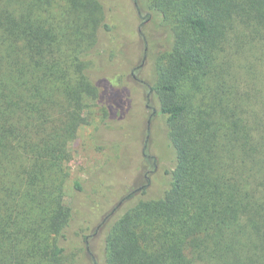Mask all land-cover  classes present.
Here are the masks:
<instances>
[{
  "label": "trees",
  "instance_id": "1",
  "mask_svg": "<svg viewBox=\"0 0 264 264\" xmlns=\"http://www.w3.org/2000/svg\"><path fill=\"white\" fill-rule=\"evenodd\" d=\"M123 1L0 0V264H80L75 239L101 264L100 233L104 264H264V0H128L140 46L148 20L168 33L154 83L118 43ZM136 84L146 123L166 117L171 166L147 125L139 183L102 193L83 228L65 199L70 143L92 107L101 126L124 122Z\"/></svg>",
  "mask_w": 264,
  "mask_h": 264
},
{
  "label": "rangeland",
  "instance_id": "2",
  "mask_svg": "<svg viewBox=\"0 0 264 264\" xmlns=\"http://www.w3.org/2000/svg\"><path fill=\"white\" fill-rule=\"evenodd\" d=\"M118 1L121 2V0ZM140 1V4L149 3V0ZM53 2V12L61 13L62 8L67 6L68 0H53ZM109 10L110 19L113 22L117 40L125 58L132 64H142L143 68L137 72V75L140 79L151 83L153 81L154 60L156 56L166 50L168 33L160 29L159 20H148L142 26L143 33L146 35L147 46L143 44L140 46V40L135 34L137 24L132 16L133 8H131L130 2L124 0L123 6L113 3ZM146 51L147 53L149 51L148 60L143 64ZM143 94V89L136 84L133 91V108L124 122L101 126L102 112L98 107H92L87 115L85 114L86 121L79 129L77 137L70 143L69 171L68 174L64 175L66 182L65 199L66 205L73 206L79 221L84 223L83 228L96 227L94 215L98 214L99 220L104 214L105 211L98 212L101 208L99 198L102 193L110 198L109 201H111V197L113 199L114 196L119 195L114 200L120 201L124 194L126 195L139 183L137 181L143 171L141 163L144 141L142 137H146L145 131L144 136L142 133L143 128L146 130L147 125H150L151 128L148 152L162 159L160 167L162 166L163 169L171 166L170 154L168 155L170 151L167 150L166 117H153L150 122L146 123L145 118H149V112H146L143 106L146 104ZM99 127L100 130L97 131ZM75 181L83 183L86 189L85 193L75 191ZM91 205L93 207L90 210V216L85 215V208ZM82 246V241L75 239V246L72 250L76 257L75 261L80 264L85 258L79 249ZM91 248L101 264H104L103 236L101 233L91 240Z\"/></svg>",
  "mask_w": 264,
  "mask_h": 264
},
{
  "label": "flooded vegetation",
  "instance_id": "3",
  "mask_svg": "<svg viewBox=\"0 0 264 264\" xmlns=\"http://www.w3.org/2000/svg\"><path fill=\"white\" fill-rule=\"evenodd\" d=\"M135 78H136V77H135ZM147 107H148V109L150 108V106H149V105H148ZM151 117H152V116H151Z\"/></svg>",
  "mask_w": 264,
  "mask_h": 264
}]
</instances>
